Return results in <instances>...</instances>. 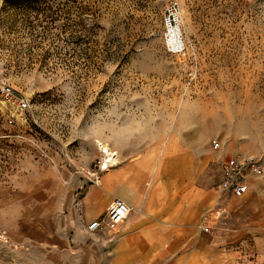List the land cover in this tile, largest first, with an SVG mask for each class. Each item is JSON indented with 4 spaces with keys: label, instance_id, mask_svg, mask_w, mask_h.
<instances>
[{
    "label": "rangeland",
    "instance_id": "374dc122",
    "mask_svg": "<svg viewBox=\"0 0 264 264\" xmlns=\"http://www.w3.org/2000/svg\"><path fill=\"white\" fill-rule=\"evenodd\" d=\"M172 1L179 52L163 26ZM7 85L28 110L6 102ZM99 141L116 164L152 171L202 151L199 177L213 191L230 155H255L264 200V0H0V187L31 191L57 174L68 183L46 184L56 192L47 215H64L101 172ZM58 255L0 234V264L77 263Z\"/></svg>",
    "mask_w": 264,
    "mask_h": 264
},
{
    "label": "crops",
    "instance_id": "0c3cea01",
    "mask_svg": "<svg viewBox=\"0 0 264 264\" xmlns=\"http://www.w3.org/2000/svg\"><path fill=\"white\" fill-rule=\"evenodd\" d=\"M201 152L189 147L153 171L124 156L116 164V152L107 168L93 174L97 184L66 201L64 215H47L56 192L46 184L68 183L57 174L37 180L31 191L2 186L0 205L11 209L0 210V234L29 240L76 264H264L261 180L253 177L242 197L213 191L199 177L209 159ZM115 198L129 204L127 218L89 231Z\"/></svg>",
    "mask_w": 264,
    "mask_h": 264
},
{
    "label": "built area",
    "instance_id": "2783aa9c",
    "mask_svg": "<svg viewBox=\"0 0 264 264\" xmlns=\"http://www.w3.org/2000/svg\"><path fill=\"white\" fill-rule=\"evenodd\" d=\"M182 24L181 7L176 1L169 2L164 9L163 26L165 30L166 44L170 51L179 52L184 46L174 48L168 43V37L174 31L178 30ZM2 96L18 111H26L29 109V100L23 95L17 93L13 87L7 85L2 87ZM9 124L14 123L13 119H9ZM214 148H219L220 144L214 142ZM263 165L259 158L255 155H230L222 166V179L216 187L220 193L230 194L236 197L244 196L249 190V183L253 177L261 175ZM99 179L95 175L92 183H98ZM80 188H83L81 186ZM130 212L129 204L121 198H115L107 208L106 214L101 219L92 221L87 229L89 231L102 230L106 224L118 225L123 222Z\"/></svg>",
    "mask_w": 264,
    "mask_h": 264
},
{
    "label": "bare ground",
    "instance_id": "6f19581e",
    "mask_svg": "<svg viewBox=\"0 0 264 264\" xmlns=\"http://www.w3.org/2000/svg\"><path fill=\"white\" fill-rule=\"evenodd\" d=\"M177 31H181V27L174 31L173 33H171V35L168 37V43L170 45H172L174 48H180L181 46H185V43L183 42V36H179V39H174L171 40L173 34H175V32ZM100 143V147H101V151L103 153L104 156V160L102 162V168H107L110 162H113L115 160V156H116V152H114L112 149H110V147L108 146V144L99 141Z\"/></svg>",
    "mask_w": 264,
    "mask_h": 264
}]
</instances>
